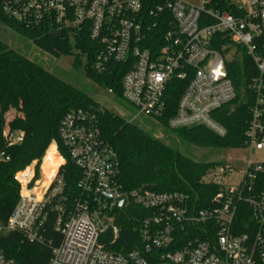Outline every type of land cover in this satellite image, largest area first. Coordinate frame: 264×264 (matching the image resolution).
<instances>
[{
	"label": "built area",
	"instance_id": "2783aa9c",
	"mask_svg": "<svg viewBox=\"0 0 264 264\" xmlns=\"http://www.w3.org/2000/svg\"><path fill=\"white\" fill-rule=\"evenodd\" d=\"M234 3L231 11H221L210 8L208 0L201 6L184 0H0V15L70 37L87 34L97 47L93 68L98 73L113 63L128 67L122 96L132 110L130 121L145 117L159 123L167 112L169 88L186 82L167 128L204 126L225 136L213 114L236 98L227 64L239 46L259 71L254 89H264V0ZM163 25L170 28L160 35ZM218 35L227 41L221 50L214 46ZM107 90L116 98L113 89ZM262 103L259 98L252 110L244 145L227 151L228 159L205 176L219 189L207 208L178 191H126L118 155L95 117L84 110L66 114L59 135L81 171L80 195L66 205V161L57 147L63 162L47 186L38 161L16 175L20 198L0 222V235L19 232L30 242H48L53 246L49 264H264V162L249 156L239 164L238 156L232 157L264 151ZM4 136L11 146L21 144L25 134L6 128ZM123 196L127 203L120 206ZM129 205L147 212L136 217L142 247L107 250L101 238L107 233L113 240L119 237L118 221ZM50 230L61 236L58 244L49 239ZM0 264H17L2 245Z\"/></svg>",
	"mask_w": 264,
	"mask_h": 264
},
{
	"label": "trees",
	"instance_id": "16d2710c",
	"mask_svg": "<svg viewBox=\"0 0 264 264\" xmlns=\"http://www.w3.org/2000/svg\"><path fill=\"white\" fill-rule=\"evenodd\" d=\"M235 1L208 0V6L231 11ZM0 21L47 54L55 57L73 56L75 68H83L85 77L98 86L113 89L117 100L123 102L122 79L128 67L113 63L107 72H96L93 66L97 47L87 34L70 37L67 32H61L58 37H53L44 26L20 24L2 15ZM169 28L170 26L163 25L157 32L161 35ZM215 40L214 46L220 50L222 44L227 43L221 39V35ZM146 47L151 51L156 49L150 45ZM227 68L236 89V98L213 114L227 130L225 136H219L204 126L174 130L167 128V122L175 114L186 82L175 81L169 88L167 112L158 124L182 142L200 148L227 153L230 149L242 147L252 110L259 98L263 99L261 106L264 119V89L261 92L254 89L253 83L259 77V71L243 47H238V54L228 62ZM77 110H84L95 117L102 137L117 153L120 181L126 191L153 186L156 191L185 193L199 208L212 205V199L219 189L204 179L220 162L199 161L189 157L173 144H168L141 128L135 121L103 107L92 96L11 48L0 38V222H5L10 217L19 201L17 172L34 161H41L54 142L66 159L63 166L66 182L64 195L68 199L66 205L69 206L80 195L78 183L81 171L68 156L59 135L61 120L66 114ZM6 128L23 132L24 141L10 146L4 136ZM175 136L173 137L176 138ZM2 154L9 157V160H4ZM61 162L56 145L53 144L43 165L44 179L48 183ZM146 214L144 209L129 205L118 221L119 237L113 240L111 233H107L101 238V243L110 251L141 248L143 240L137 230L136 217L143 218ZM48 237L54 238L55 244L61 241V236L51 230ZM0 245L17 264H49L53 247L48 242H30L19 232L0 235Z\"/></svg>",
	"mask_w": 264,
	"mask_h": 264
},
{
	"label": "rangeland",
	"instance_id": "374dc122",
	"mask_svg": "<svg viewBox=\"0 0 264 264\" xmlns=\"http://www.w3.org/2000/svg\"><path fill=\"white\" fill-rule=\"evenodd\" d=\"M184 1L194 4L196 6H201L204 2V0H184ZM0 38L6 43H8V45L11 48L28 56L32 60L43 65L50 72L54 73L55 75L62 78L66 82L70 83L71 85L81 89L86 94L92 96L103 107L109 109L113 113L125 119H129L132 117V110L128 104L117 100L112 94L108 92L107 89L98 86L93 81L85 77V75L83 74L84 73L83 68L77 69L73 66V59H74L73 56L64 55L61 57H55L53 55L47 54L38 47H36L34 44H32V42L29 39L9 29L1 21H0ZM135 122L139 124L141 128L152 133L154 136L163 139L168 144H173L175 148L180 149L183 153H185L186 155H188L193 159L199 161H206V162H215V161L220 162V161H226L228 159L227 153L223 151L204 149L197 147L195 145H190L188 143L182 142L174 134L166 132V130H164L157 122H154L148 118L140 117ZM173 136H175L176 138H174ZM53 144L56 145V149H57L58 144L56 142H54ZM49 149L46 151L41 161L37 162L38 168H43ZM237 156L239 158L237 160L239 164L243 163L244 160L249 158V156L253 160L264 162V151L257 150L254 151L251 155L245 152L232 153V157L236 158ZM62 157H63L62 159L66 161L65 157L64 156ZM26 168L27 166L21 169L20 171H18L16 175H18V173L24 172Z\"/></svg>",
	"mask_w": 264,
	"mask_h": 264
},
{
	"label": "water",
	"instance_id": "95a60500",
	"mask_svg": "<svg viewBox=\"0 0 264 264\" xmlns=\"http://www.w3.org/2000/svg\"><path fill=\"white\" fill-rule=\"evenodd\" d=\"M49 35H51L53 37H58L59 36V33L57 31H52V32L49 33ZM148 188L153 189V186H148ZM108 198L111 199L112 197L111 196H108ZM118 203H119L120 206H125L126 203H127L126 197L123 196V197L119 198L118 199Z\"/></svg>",
	"mask_w": 264,
	"mask_h": 264
},
{
	"label": "bare ground",
	"instance_id": "6f19581e",
	"mask_svg": "<svg viewBox=\"0 0 264 264\" xmlns=\"http://www.w3.org/2000/svg\"><path fill=\"white\" fill-rule=\"evenodd\" d=\"M48 184H49L48 181H47V180H44V185H43V187L47 186Z\"/></svg>",
	"mask_w": 264,
	"mask_h": 264
}]
</instances>
